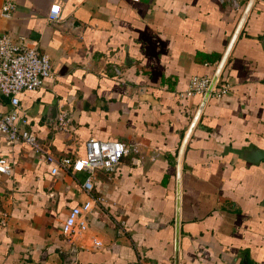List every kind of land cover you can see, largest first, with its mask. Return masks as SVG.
<instances>
[{
    "label": "crops",
    "instance_id": "crops-1",
    "mask_svg": "<svg viewBox=\"0 0 264 264\" xmlns=\"http://www.w3.org/2000/svg\"><path fill=\"white\" fill-rule=\"evenodd\" d=\"M0 32L45 54L51 77L17 95L26 128L53 156L83 157L90 138L122 141L115 172H95L91 228L99 249L61 235L87 199L83 172L0 136V264H174L177 154L201 101L182 92L212 76L248 0H0ZM56 5L58 18L46 20ZM22 38V39H19ZM117 66L120 74L111 71ZM228 90L204 102L179 160L176 264H264V0H252L221 66ZM0 96V111L8 107ZM64 111L66 130L47 123Z\"/></svg>",
    "mask_w": 264,
    "mask_h": 264
},
{
    "label": "built area",
    "instance_id": "built-area-1",
    "mask_svg": "<svg viewBox=\"0 0 264 264\" xmlns=\"http://www.w3.org/2000/svg\"><path fill=\"white\" fill-rule=\"evenodd\" d=\"M222 1V0H221ZM231 4H236L234 0ZM13 4L5 1L0 5V17L8 18L13 11ZM58 7L52 5L46 14L48 22H54L58 18ZM22 39V38H19ZM111 71L120 74L117 66H111ZM52 70L49 58L41 54L35 48L13 40L7 33L0 32V96L7 98L8 107L0 111V136L6 143L21 142L35 151L43 159L52 164L50 172L58 171L67 173L83 172L84 177L80 184L81 189L87 195V199L81 204L71 207L66 214L62 226L61 235L75 248L89 247L99 249L102 244L94 234L88 233L91 228V212L97 197L93 196V177L95 172L106 176L112 175L121 158L128 153L126 145L119 140H99L88 138L84 143L83 157L53 156L48 153L46 147L38 140L36 135L26 128V119L19 113L17 95L22 91L36 90L42 86L45 78L51 77ZM213 75V74H212ZM212 76H193L189 79L183 96L191 98L197 95L202 99L207 92ZM218 77L213 83L208 96H218L227 92L226 85H217ZM69 118L64 111L57 114L53 129L57 131L68 128ZM11 164L0 157V173L8 175L11 172ZM8 214L0 210V225L5 226ZM132 264V263H130ZM142 264V263H133Z\"/></svg>",
    "mask_w": 264,
    "mask_h": 264
},
{
    "label": "water",
    "instance_id": "water-1",
    "mask_svg": "<svg viewBox=\"0 0 264 264\" xmlns=\"http://www.w3.org/2000/svg\"><path fill=\"white\" fill-rule=\"evenodd\" d=\"M252 0H248L244 10H243V13L241 15V18L239 20V23L236 27V29L234 30L231 38H230V41L223 53V56L221 57L213 75H212V78H211V82H210V85L208 87V90L207 92L203 95L201 101L199 102V105L193 115V118L189 124V127L187 129V132L185 133L184 135V138L182 140V143L180 145V148H179V151H178V154H177V167H176V192H175V218H174V256H173V259H174V264H176V260H177V219H178V186H179V160H180V155H181V151H182V148H183V145L185 143V140L197 118V116L199 115V112L204 104V102L206 101L207 99V96H208V92L210 91V88L212 87L213 83L215 82L216 78L218 77L219 75V72H220V69H221V66L224 62V59L227 55V52L229 50V47L231 45V43L233 42L234 38H235V35L241 25V22L243 21V18L247 12V10L249 9L250 7V4H251ZM48 116H47V123L49 124H52L56 118H57V110L54 106H51L49 109H48ZM243 158L249 162H253V163H256V162H259V161H263L264 162V149L262 148H253L251 150H246L244 153H243Z\"/></svg>",
    "mask_w": 264,
    "mask_h": 264
}]
</instances>
